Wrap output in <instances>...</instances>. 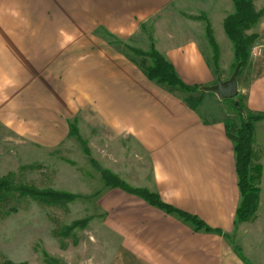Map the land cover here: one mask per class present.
I'll return each mask as SVG.
<instances>
[{
    "label": "crops",
    "instance_id": "1",
    "mask_svg": "<svg viewBox=\"0 0 264 264\" xmlns=\"http://www.w3.org/2000/svg\"><path fill=\"white\" fill-rule=\"evenodd\" d=\"M30 1L24 0L23 21L0 19L2 26L22 24L27 31L13 39L0 35L3 43L5 37L18 43L15 49H3L6 60L0 59L2 72L16 82L7 95L10 119L0 116V122L50 149L63 146L73 127L82 131L87 124L89 133L104 129L107 146H119L122 152L118 157L110 151L107 170L223 232H197L177 216L104 184L99 198L104 251L98 253L100 263L93 264H264L263 253L254 262L257 252L229 238L241 202L229 136L236 135L241 119L199 110L189 100L207 94L202 88L219 80L207 58L213 53L208 23L220 64L224 54L235 61L224 31L226 18L235 12L233 0H33L39 4L34 9ZM252 1L258 11L264 10V0ZM251 32L259 35L255 46L261 54L251 55L239 74L237 100L246 116H264V17ZM137 41L143 44H133ZM151 45L187 86L200 90L191 93L151 82L142 68L148 65L129 48L148 51ZM254 148L263 167V191L264 120L255 124ZM129 149L138 153V160H148L147 176L137 158L122 159Z\"/></svg>",
    "mask_w": 264,
    "mask_h": 264
},
{
    "label": "rangeland",
    "instance_id": "2",
    "mask_svg": "<svg viewBox=\"0 0 264 264\" xmlns=\"http://www.w3.org/2000/svg\"><path fill=\"white\" fill-rule=\"evenodd\" d=\"M0 2V19L23 21L24 0ZM30 2L33 9L34 4L38 8V3H34L33 0ZM5 4L11 6L6 7ZM33 15V11L28 9V18H33ZM26 28L33 32L31 26ZM147 28H150V25ZM24 29L22 24L14 26L0 24V35H8V39H13L18 34L26 33ZM6 39L5 37L4 43L0 41V59L3 60H6L2 57L5 54L2 53L3 49L7 46L15 49L18 44L15 40L10 43ZM133 44L141 46L143 42L137 41ZM151 47L148 51L129 48L133 57L143 65L149 66L151 64L149 58L139 56L132 50L148 53ZM121 48L125 49L124 46ZM223 48L225 49L224 45ZM260 54L259 47L254 46L251 55L258 57ZM207 58L219 80L231 79L237 67L236 61L231 62L228 55L224 54L222 64L219 59L217 65L214 52L207 53ZM0 70V116L7 122L10 119L6 107L8 89L15 87L16 82L13 75L2 72L1 66ZM206 93L190 96L189 100L199 110L203 109L202 111L214 113L224 119L237 116L235 112L237 98L219 100L215 94ZM86 125L82 126V131L77 129L76 134L73 131L74 134L72 133L63 146L50 149L40 146L34 139L13 132L7 123L0 122V178L12 174L17 184H24L41 192L55 191L77 197L70 203L49 205L30 197L19 200L17 194L13 195L0 209V264H93L96 260L100 263L98 253L103 254L105 239L102 200H99L104 189L101 170H107L105 160L110 159L112 149L118 157L122 152L119 146H107L109 139L104 129L89 133ZM256 154L259 162V153ZM136 155L138 153L129 149L122 159H129L131 156L133 159L137 158L144 175L146 173L147 176L150 170L148 160H138ZM136 175L141 177L142 173L136 172ZM261 183L262 178L260 203L256 215L249 222L235 223V231L229 235L236 246L250 248L253 254L257 252L254 255V262L261 259L260 253L264 254V189L262 191ZM8 210L12 212L6 214ZM88 219L90 222L85 228L67 231L76 222ZM59 232L61 236H58ZM90 251L97 255L95 259L91 257Z\"/></svg>",
    "mask_w": 264,
    "mask_h": 264
},
{
    "label": "trees",
    "instance_id": "3",
    "mask_svg": "<svg viewBox=\"0 0 264 264\" xmlns=\"http://www.w3.org/2000/svg\"><path fill=\"white\" fill-rule=\"evenodd\" d=\"M233 2L235 12L226 18L224 22V31L229 40L233 43L236 66L240 65L241 73L249 62L251 50L258 42L259 35L251 31L259 25L261 19L264 17V10L258 11L252 0H233ZM202 19L206 20L204 17H202ZM207 33L210 45L215 54V61L218 65L220 57L219 47L213 37L209 23ZM132 52L139 56H145L151 61L149 66L142 67L145 75L151 82L159 86L177 88L191 93H196L200 90L199 87L187 86L180 79L173 64L160 54L153 45L148 53H143L135 49H133ZM235 112L241 119V127L236 135L229 137L234 144L236 172L241 193V202L236 213L235 223H242L251 221L259 209L260 181L263 175V167L258 162V156L254 148L255 124L264 120V116H246L243 106L240 103H238V105L236 104ZM73 131L76 134L77 131L75 127H73L72 133ZM101 174L106 187L120 188L127 193L138 196L151 206L182 219L193 226L197 232L204 231L207 233L223 234L222 231L209 227L199 217L165 203L157 193H153L147 189L132 188L108 170H101ZM15 194H17L19 200L30 197L49 205L70 203L77 199L75 195L69 193L55 191L41 192L27 185L17 184L12 174L0 178V209L3 204L11 200ZM11 212V210H8L6 214ZM89 222V219L86 221H78L72 227H69L67 231L71 232L77 228H85ZM60 234L61 232L58 233V236Z\"/></svg>",
    "mask_w": 264,
    "mask_h": 264
},
{
    "label": "water",
    "instance_id": "4",
    "mask_svg": "<svg viewBox=\"0 0 264 264\" xmlns=\"http://www.w3.org/2000/svg\"><path fill=\"white\" fill-rule=\"evenodd\" d=\"M239 74H240V65H237L230 80L224 82L218 80L216 85L212 87H203L202 90L208 93L215 94L220 100L236 99L239 91V85H238Z\"/></svg>",
    "mask_w": 264,
    "mask_h": 264
}]
</instances>
